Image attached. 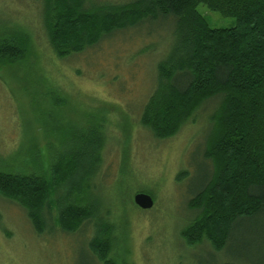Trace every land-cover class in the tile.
I'll return each mask as SVG.
<instances>
[{
    "label": "rangeland",
    "instance_id": "rangeland-1",
    "mask_svg": "<svg viewBox=\"0 0 264 264\" xmlns=\"http://www.w3.org/2000/svg\"><path fill=\"white\" fill-rule=\"evenodd\" d=\"M197 9L212 28L237 24L205 3ZM14 25L27 31L31 47L20 64L0 66V166L42 173L62 143L83 145L92 115L105 122L106 141L83 197L97 223L111 226L110 256L119 264H264V214L237 224L221 251L182 236L198 213L189 201L208 171L202 152L220 100L207 101L169 138L141 124L157 65L174 42L172 21L151 20L63 58L50 46L42 0H0V34ZM138 191L151 194L153 207L134 203ZM95 235L94 221L75 232L54 224L39 232L26 209L0 195V264H102L90 247Z\"/></svg>",
    "mask_w": 264,
    "mask_h": 264
},
{
    "label": "trees",
    "instance_id": "trees-1",
    "mask_svg": "<svg viewBox=\"0 0 264 264\" xmlns=\"http://www.w3.org/2000/svg\"><path fill=\"white\" fill-rule=\"evenodd\" d=\"M42 1L44 27L59 58L151 20L172 21L174 42L157 65V84L141 124L156 138H169L207 101L220 100L202 152L208 171L189 201L198 213L182 236L191 246L208 240L216 251L226 248L237 224L264 214V0ZM199 3L235 17L237 24L212 28ZM3 32L0 66L20 64L30 36L15 25ZM89 118L94 128L81 138L83 145L62 143L42 173L0 166V195L26 209L39 232L49 224L75 232L94 221L93 253L102 264H119L110 256L111 226L97 223L95 209L83 197L103 163L106 141L105 122ZM4 160L0 156V163Z\"/></svg>",
    "mask_w": 264,
    "mask_h": 264
},
{
    "label": "water",
    "instance_id": "water-1",
    "mask_svg": "<svg viewBox=\"0 0 264 264\" xmlns=\"http://www.w3.org/2000/svg\"><path fill=\"white\" fill-rule=\"evenodd\" d=\"M134 203L143 209H149L153 207L155 201L151 194L138 192L134 195Z\"/></svg>",
    "mask_w": 264,
    "mask_h": 264
}]
</instances>
